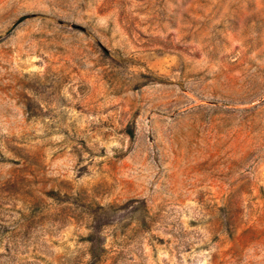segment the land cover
<instances>
[{
    "label": "rangeland",
    "instance_id": "rangeland-1",
    "mask_svg": "<svg viewBox=\"0 0 264 264\" xmlns=\"http://www.w3.org/2000/svg\"><path fill=\"white\" fill-rule=\"evenodd\" d=\"M0 264H264V0H0Z\"/></svg>",
    "mask_w": 264,
    "mask_h": 264
}]
</instances>
